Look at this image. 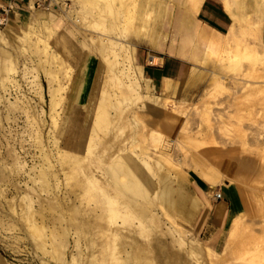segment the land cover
<instances>
[{
	"label": "rangeland",
	"instance_id": "rangeland-1",
	"mask_svg": "<svg viewBox=\"0 0 264 264\" xmlns=\"http://www.w3.org/2000/svg\"><path fill=\"white\" fill-rule=\"evenodd\" d=\"M93 1L94 4L84 7L85 0H59L53 13L47 12L56 20L49 50H60L61 59L66 64L70 60L79 70L77 87L88 78L90 90L85 102L79 88L76 102L74 96L65 93L69 88L60 59L50 57L49 63L45 62L46 67L57 71L58 78L44 73L39 63L45 59V52L36 48L34 35L28 39L24 34L4 33L0 38V188H3L0 189V264H205L200 254L190 251L195 245L201 252L200 248L209 244L197 229L200 208L211 193L218 191L216 188L230 181L222 177L210 188L204 187L206 193L200 192L195 183L201 184L198 175L188 165L197 159L210 166L208 156L222 165L225 153L215 142L234 146L240 154L251 153L260 158L248 155L249 164L256 168L246 177L241 171L242 155L228 153L238 163L235 174L250 179L247 189L258 195L259 214L252 215V224L261 233L264 223V55L261 53L264 28L260 39L256 38L260 35L248 33L250 28L245 29L240 41V49L249 45L259 51L257 60L244 57L236 66L226 62L222 65L218 60H208L206 64L192 61L195 67L180 81L182 89L166 95L169 103L160 106L162 87L147 81L136 63L154 65L160 60L151 64L149 55L162 57L168 53L139 41L133 28L124 26L120 6L110 4V0ZM162 1L169 3L170 0ZM181 1L175 0L176 7ZM229 1L234 6L235 0ZM199 2L191 0L185 11L193 12ZM259 5L264 7L261 0ZM176 13L180 20L189 19V14L181 9ZM249 14L250 23L243 25L251 27L258 18L252 11ZM35 16L34 11L30 18L33 20ZM197 18L204 22L206 17L200 13ZM136 22L135 27L139 25ZM163 34L167 35L164 49L169 48L170 25L161 28ZM103 39L112 45L100 46ZM129 41L135 46L136 61L127 47L131 44ZM177 41L179 47L184 46V35L178 33ZM89 56L95 58L91 75L84 63ZM53 88L58 98L70 95L63 104L70 102L71 105L62 114L67 119L65 124L62 122L63 128L76 125L69 122L74 108L83 126L76 136L74 150L66 151L65 156L59 154L57 143L64 145L63 137L56 133L49 106ZM154 102L157 109L153 111ZM61 108L56 106L58 112ZM134 111L147 115L142 124L136 122ZM164 118H173L175 126L160 124ZM187 135L203 139L215 148L201 150ZM143 159L152 165L159 161L160 164L152 166L154 179L166 172L184 186L190 197L198 196L200 206L195 210L186 201L181 209L185 212L165 209L155 200V186L150 192H144L129 186L133 180L128 172L113 176L118 164L128 166L132 160ZM146 172L151 175V171ZM184 173L188 180L182 177ZM87 174L106 187L111 200L117 202L114 207L95 182L89 181ZM127 202L133 208L129 221L124 220L123 213L128 210ZM33 219L37 223L43 220L47 226L46 251L28 229ZM112 222L121 226L116 234ZM130 235L142 245L144 260L138 259L137 249L128 245L126 248L132 251L128 257L124 252L118 253ZM51 245L56 248L54 256L49 252ZM224 260L217 264H240L231 255Z\"/></svg>",
	"mask_w": 264,
	"mask_h": 264
},
{
	"label": "bare ground",
	"instance_id": "bare-ground-1",
	"mask_svg": "<svg viewBox=\"0 0 264 264\" xmlns=\"http://www.w3.org/2000/svg\"><path fill=\"white\" fill-rule=\"evenodd\" d=\"M85 1L87 3H85L84 7H86L88 5H92V3L94 2L93 0H85ZM174 1L175 0H170L169 3H163L162 0H157V1L156 0H110V4H115V5H118L121 7V14L120 15H122V14L124 15L123 19L125 22V25H124V23H123V25L128 26L130 28H133V32H134V34H136V37L138 38L139 41L147 40V42H149L151 46H155V47L159 46L162 49L167 35L166 34L161 35V28H164V27L170 25L172 34H171L170 46H169V48H167V51L172 52V53H176V54L184 56V57H190V58L197 60V61L203 57V53L205 51H217V46L221 45L220 41L222 39V36H216V35L211 36L210 32L208 33L207 28L202 23L195 22L193 20L191 21L190 19L180 20L181 18L177 17V13L174 14L175 16L173 18L174 19L173 22L172 21L170 22L169 18H170V11L172 8L171 2H174ZM104 2H106V1H104ZM232 4L233 3H230L229 0H225V7H226L227 11L230 13V15L232 16L233 23H232V26H231L228 34L226 36H224V38H223L224 39L223 45H224V51L226 52L227 63L230 66L231 65L236 66L237 62L239 63V59H241V58L245 57V58H248L250 60H257V58L259 57V53L255 51L256 49H252L251 48L252 46L244 45V47L241 49L239 48V46H240V43L242 44V42H240V41H241V37L243 36V33L246 31L245 29L250 28V30H248V33L251 32V34L260 35L261 28L264 24V21L263 22L256 21V23H254V25L251 27L244 26L240 20L241 19L240 12H241V8H242L241 4L239 2H236V1H234V6H232ZM259 4H260V0H257V2H256L257 8H259L261 6ZM198 8H199V3L194 6L193 12L196 11ZM100 10L101 9H99V12H100ZM34 11H35V15H36L35 17L36 18H34L33 20L31 18H25V17L23 18V17L18 16V15L11 16L7 20V22L5 24V28L0 29V38H2L4 36V33L5 34L6 33L15 34V35L24 34L25 37H27L28 39H30L31 36L34 35L35 36L34 42H35L36 48L45 52V56H46L45 59H41L40 63H39L44 68V73L54 76V79H55V77L58 78L57 71L54 72V71H52V69L46 67L47 66L46 63H49L50 57L53 60H55L57 58L60 59L59 65H60V68H62L64 70V78L66 79V83H68V85L66 84L67 88H69V90H66L65 93H69L70 95L74 96L75 102H76L77 97H78L77 96V89H78L77 86H78L79 70L75 68V65L73 63H71L70 60L66 61L67 62V64H66L65 61H63L61 59V56H60L61 51L60 50L57 49L54 52H50V50H49L50 39L54 35V28H53L54 25L53 24L55 23L56 20L53 17H49L47 15V12H41L38 10H34ZM51 13H53V12H51ZM136 21L139 22V25L137 27L134 26V23ZM136 24H137V22H136ZM178 33L184 35L185 44H184V46H180V47L178 46L177 48H174L176 43L179 44V42L177 41ZM103 43L105 45L111 44L110 41H108L107 39H103L100 46H102ZM130 43L131 44H127V47H130V50H131L130 55H132L131 58H133V44H132V42H130ZM243 43H244V41H243ZM97 45H99V44H97ZM65 46H66V44H65ZM104 47H103V49H104ZM99 48H102V47H99ZM98 50L100 51V49H98ZM108 53H110V52H108ZM262 54L264 55V50H263ZM151 59H152V61H156V57H154V56L151 57ZM73 68H74V72L71 71ZM137 68L139 69V71L141 73V67L137 66ZM123 73L124 72H122V74ZM128 76L129 75H127V77ZM130 77L131 76H129V78ZM54 88H53V90H51L52 92H51V96H50V100H49V106H50V111L52 113L51 117H52L53 123H54L56 131H57L56 133L58 135L60 134L59 137H63L62 140H63L64 145H60L57 143L58 150L60 151L59 154H61V156H63L64 155L63 153H66V151L70 152V150H72V151L74 150V149H72L74 147V143L78 141L76 136L80 133V131H82L83 126H82V123H80V121L78 120L79 114L76 112V110L74 108L73 114H72L73 118H71L69 120V122H71V123L74 122L76 125L74 126V128H72L70 125H67V129H69V130L63 128L62 122L63 123L65 121L67 122V119H65L62 114L66 113L67 108L71 107V105L69 104L70 102L66 106H64L63 104L66 103V101H68L70 99V97H69L70 95L66 94V95H63L62 97L58 98L56 96V93H55L57 91L54 90ZM59 88H60V84H59ZM63 88H64V86H63ZM163 91H165V92L175 91V86L171 83V81L166 80V82L163 86ZM168 100L169 99L162 100V103H161L162 105H160V106L168 104L169 103ZM57 105L62 106L61 111H59V112H58V110H56ZM156 106H157V103H155V102L151 105L153 111L157 109ZM87 108L90 109V106H88ZM146 116L144 113L139 112V111H136L134 113V118H135L137 123L142 124V122L146 119ZM161 122L167 126H173L175 124V120L173 118H164V119H162V121L160 120V124H161ZM67 133H69V135H66ZM58 135H56V138ZM191 139H192V141H194L196 143L195 139H193V138H191ZM202 142L204 143V141H202ZM196 146L198 148H200L201 150L207 149L208 151L215 148L214 145L211 146L207 143H206V146H200L199 144L196 143ZM57 154H58V152H57ZM241 158L243 160L242 170H241L242 174L246 175V177H249L250 172H252L256 168V166L249 164L250 156L242 155ZM156 163H153V165H152L149 161H147L145 159L141 160V162L136 161V160H132L130 165H128V166H123V165L118 164V166H116V169L113 171L112 174H113V176H115L118 172H120V173L121 172H125V173L128 172L129 174H131L132 180H133V181H130L131 183H129V186L132 185L131 188L134 186L136 188L142 189L144 192H148V191L150 192L153 189L152 187L155 186L154 188L157 190L155 193V197H156L155 200H157L159 202L160 207H163L165 209H168V210L176 209V210L180 211L182 209L183 205L186 203V201H190V202H188V204L190 203L192 208H193V206L198 205L196 200H194L192 198L193 196L190 197L188 195L187 191L184 189V186H182V184H180V182L177 183L175 181V179L173 177H171V175H168L166 172L161 173L158 176V178L155 180L154 179L155 171H154V169H152V166H154V164H156ZM158 163H159V161H158ZM158 163L156 165H158ZM188 166H190V168L193 171L198 173L200 176H202L204 179H206L210 183H215L219 179V177L221 175V171H222L221 169L224 168L221 164L220 165L216 164V166H213V167L211 165L207 166L206 162L198 161L197 159L193 160V162L190 163ZM146 170L151 171V175H148ZM180 170H181V168H180ZM87 176H88L89 181L91 180L93 183L95 182V185L99 188V190L102 191L103 194L106 195V197H108L109 200L108 199L107 200L114 207V203H117V202H113L111 200V196H109V193H107L106 187L101 185L98 181L94 180L91 177L92 175L87 174ZM182 177L184 178V180L185 179L188 180V178L185 177V173L182 174ZM232 180L233 179H231V181ZM11 184H13V183H11ZM174 184H175V188L173 189L172 186ZM16 185H18V183ZM14 187H16V186H14ZM0 189L2 190L3 188H0ZM19 189L20 188H18L17 190H19ZM239 192H241V190H239ZM19 193L20 192L18 191V194ZM241 194H242V192H241ZM173 195H176L177 198H174ZM244 198H245V204H246L245 205V212L241 213L240 215H238L234 218V220L232 222L231 229L229 231L227 243H226L224 250L222 252L216 253V252H214V251H212L206 247L204 249L199 247L201 249V252H200V250L198 248H196L197 246L194 245L195 248H194V246L190 247V249H191L190 251L193 252L192 254H195L196 252H197L196 254H198V255L200 254V258H202V262H204L205 264H217L219 260L225 261L224 259L228 258V256H230V255L233 256L234 258H238L239 260H237V261H240V264H264V223L262 224L261 233H257L258 231L257 232L255 231V228H254L252 222H249L247 220V216H249V214H251V212H253V206H252L253 203L251 202L250 198H248L246 195ZM11 200L13 202V199H11ZM12 202L10 201V204L12 205V207H14ZM126 205L128 207V210L126 209V211L123 212L126 216V217H124V220L129 221L128 218L130 216L132 217L130 212H133V208H131L132 207L131 203L128 204V202H127ZM258 209H260V208L258 207ZM134 212H136V211H134ZM30 218H31V216H30ZM26 220H27V218H26ZM32 222H33L32 224H29L28 229L31 231V233L34 236L39 238V239L38 238L37 239L39 240L38 244H39L40 248L42 250L46 251L45 246L47 245L48 242H47L45 232L47 230V226L43 222V220L41 223H37L36 219L35 220L33 219ZM28 223H30V222H28ZM112 223H114L113 227H114L115 231L113 230V232L115 233L119 229L118 227H121V226H119L116 222H112ZM259 225L261 226L260 223H259ZM141 229H142V226H141ZM132 235H130L128 237V238H130L129 240H127L121 244V246L118 248L117 251L119 254L121 252H124L126 257H128L132 252L126 248L127 247L126 245H128L131 248L137 249L136 254H137L138 259L144 260V258L142 257V254L144 255L145 251L143 250L144 253H142V245H139L140 243H138L139 242L138 239ZM113 238L115 239V237H113ZM49 252L53 256L56 255V248H54V246L51 245V249L49 250ZM203 252H205V254H202Z\"/></svg>",
	"mask_w": 264,
	"mask_h": 264
},
{
	"label": "crops",
	"instance_id": "crops-1",
	"mask_svg": "<svg viewBox=\"0 0 264 264\" xmlns=\"http://www.w3.org/2000/svg\"><path fill=\"white\" fill-rule=\"evenodd\" d=\"M190 1L191 0H182L181 5H179L177 7H176L175 1L171 2L172 8L170 11V18H169L170 22L171 21L173 22V20H174L173 18L175 16L174 14H176V12L181 9L183 12L186 13V15L189 14L188 16H189V19L191 21L193 20L195 22L202 23L207 28L208 33L210 32L211 36H213V35L214 36L215 35L216 36H222V39L220 41L221 45L218 47L217 51L214 54H212V51H205L203 53V57L197 61V60H194L190 57H184V56L178 55L176 53H172V52L167 51V48L164 49V44H163V48L161 49L159 46H156V47L151 46L150 43L147 42V40H144V42L147 43L153 49L159 50L160 52L161 51H165L166 53L169 52L168 54H165L162 57L156 56V55H149L148 56V62L151 64H152V62L153 63L156 62V61H152L151 57H153V56L156 57V60L157 59L160 60L158 63H156L154 65H150L148 63L141 65V64L136 63L137 66L141 67V73L143 76L145 73L147 78H145V76H144V78L147 81L151 80L155 86L162 87L161 88L162 100L168 99L166 95H168L170 93L179 92V90L182 89L183 86L180 83V81L183 80L184 78L188 77L191 73V70L194 69V67H195L192 64V61L197 62V63L206 64L208 60H211V62L218 60L221 62L222 65L225 64V62L227 65H229L226 61V52L224 51V45H223L224 39L223 38H224V36H226L228 34V32L232 26V23H233V18L225 7V0H223V1L222 0H200L199 8L196 11L189 13V11H187V10L185 11V7L189 5ZM235 1L239 2L242 6L241 12H240V17H241L240 20L243 24H245L246 22L250 23L248 21H249V16H250L249 13L251 11L254 12L255 14H257L258 19L256 21H261V22L264 21V7L257 8V6H256L257 0H250L251 6L249 5L248 0H235ZM261 2L264 3V0H261ZM259 10H261V11H259ZM38 11L44 12L42 10H38ZM50 11L53 12L54 10H50ZM50 11H45V12H50ZM33 12L34 11H30L27 9H18L16 11L10 13V17L18 15V16H21L23 18L24 17L30 18V17H32ZM200 13H202L206 17V18H204V22L201 21L199 18H197ZM186 15H184V16H186ZM256 21H254V22H256ZM263 28H264V24L262 26V30H263ZM223 29H225V31H223ZM261 35H262V31H261ZM261 35L257 36L256 38L260 39ZM141 41H143V40H141ZM178 46H179V44L176 43L174 48H177ZM251 48L256 49L255 47H251ZM263 48H264V45H263ZM256 52L259 53L258 50ZM222 53H225V55H223ZM262 53H263V51H262ZM136 59H137L136 58V49L134 46V48H133V60L136 61ZM84 63L86 64V68H87L88 73H89L88 75H91L92 69L94 68V65H95V58L93 56H89L86 58V62H84ZM166 80L171 81V83L178 90L177 91H168V92L163 91V86H164ZM84 81L85 82L78 87L79 88L78 90L84 96L83 101L85 102V100H87V96L89 95L87 92L90 89L88 88V85H87L88 78L86 77V80H84ZM174 126H175V124H174ZM191 138L195 139L196 143L199 144L200 146H206V143L202 142L203 139L197 140L195 137H191ZM215 146L218 147L219 150H221L222 152L225 153L224 154L225 156L222 157V165L224 168L221 169L222 170L221 175H220L218 180H220V178H222L224 176L230 182L224 184L223 187H219L218 189L216 188V190L221 192L222 199L215 200L213 198V193H211L212 195L207 200H205L202 207L200 208L198 221H197V229L200 230V232L204 235V237H206V240L209 243L208 246H205V247L216 252V253H220L224 250V247L227 243L229 231L231 229L232 222H233L234 218L236 216L240 215L241 213L245 212V205H246L245 204V198H244L245 195L248 198H250L251 202L253 203L252 204L253 212H251V214H249V218H248L249 222H252V215L255 212H257V210H258V206H257L258 205V201H257L258 195H254L253 193L251 194L248 191L247 184L249 183L250 179H243V178H241L235 174L236 171L234 168L237 166L238 163L235 160V158H233V156L229 155L228 153L231 152V154L232 153L240 154L239 150L234 146L228 147V146L221 144V143H218V142H215ZM240 155H251L253 157H257L258 159H260L258 156H254L251 153H247V154L243 153ZM216 160L217 159H213V158L208 156V161L210 162L212 167L216 166V163L218 162V160L217 161ZM193 172H195V171H193ZM196 174L198 175V178H199L200 183H201V184H199L198 182H195L196 186H197L198 190L200 192H203V193L207 192V190L204 187H207V189H208L211 187V185L216 184L218 181L217 180L215 183H210L209 181L204 179L202 176H200L198 173H196ZM231 179H233V180L231 181ZM238 189L241 190L243 195L241 194V192H239ZM193 198L198 203V205L194 206V209L196 210L200 206V198L198 196H193ZM218 249H221V250L216 251Z\"/></svg>",
	"mask_w": 264,
	"mask_h": 264
},
{
	"label": "built area",
	"instance_id": "built-area-1",
	"mask_svg": "<svg viewBox=\"0 0 264 264\" xmlns=\"http://www.w3.org/2000/svg\"><path fill=\"white\" fill-rule=\"evenodd\" d=\"M58 4L59 0H0V26L7 22L10 13L18 9L50 11ZM213 198L222 199L221 192H213Z\"/></svg>",
	"mask_w": 264,
	"mask_h": 264
}]
</instances>
